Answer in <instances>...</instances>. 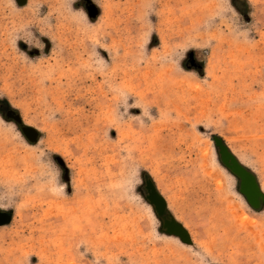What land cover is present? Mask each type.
Masks as SVG:
<instances>
[{"label": "rangeland", "instance_id": "374dc122", "mask_svg": "<svg viewBox=\"0 0 264 264\" xmlns=\"http://www.w3.org/2000/svg\"><path fill=\"white\" fill-rule=\"evenodd\" d=\"M213 137L264 194V0H0V264H264Z\"/></svg>", "mask_w": 264, "mask_h": 264}, {"label": "water", "instance_id": "95a60500", "mask_svg": "<svg viewBox=\"0 0 264 264\" xmlns=\"http://www.w3.org/2000/svg\"><path fill=\"white\" fill-rule=\"evenodd\" d=\"M4 116L6 119L12 120L20 126V130L27 140L36 142V132L30 127L21 125L18 116H15L12 112H6ZM213 143L217 149L220 163L239 180V193L245 198L249 206L254 209L259 208L261 203L264 204V194L257 185L254 176L239 164L222 143L221 139L213 137ZM144 189L146 192L145 200L152 206L155 216L161 222V230L168 236L177 237L184 244H191L187 231L173 218L165 215V201L156 192L153 184L149 180L145 181ZM10 217V215L7 216L2 225L8 223Z\"/></svg>", "mask_w": 264, "mask_h": 264}, {"label": "flooded vegetation", "instance_id": "af4514ba", "mask_svg": "<svg viewBox=\"0 0 264 264\" xmlns=\"http://www.w3.org/2000/svg\"><path fill=\"white\" fill-rule=\"evenodd\" d=\"M10 214L7 211H0V226H2V223L6 220L7 216Z\"/></svg>", "mask_w": 264, "mask_h": 264}]
</instances>
